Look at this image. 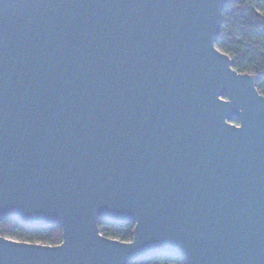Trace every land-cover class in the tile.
Listing matches in <instances>:
<instances>
[{"label":"water","instance_id":"water-1","mask_svg":"<svg viewBox=\"0 0 264 264\" xmlns=\"http://www.w3.org/2000/svg\"><path fill=\"white\" fill-rule=\"evenodd\" d=\"M231 1L0 0V219L61 233L0 235V264H264V95L216 47Z\"/></svg>","mask_w":264,"mask_h":264},{"label":"trees","instance_id":"trees-1","mask_svg":"<svg viewBox=\"0 0 264 264\" xmlns=\"http://www.w3.org/2000/svg\"><path fill=\"white\" fill-rule=\"evenodd\" d=\"M216 47L233 58V68L257 77V90L264 95V0H232L221 17ZM19 228L20 232L13 231ZM102 235L120 241H130L133 223L98 221ZM0 235H11L19 241L56 245L61 241L58 226L33 227L14 218L0 219ZM163 254L130 264H165ZM182 259L181 256H173ZM185 264V261L183 262Z\"/></svg>","mask_w":264,"mask_h":264},{"label":"rangeland","instance_id":"rangeland-1","mask_svg":"<svg viewBox=\"0 0 264 264\" xmlns=\"http://www.w3.org/2000/svg\"><path fill=\"white\" fill-rule=\"evenodd\" d=\"M13 231L20 232V229L15 228V229H13ZM6 237L11 238V239H16V237H13L11 235H8ZM170 256L171 255L163 254L161 261L164 262L165 264H183V262H184L183 258L182 259H176L175 257H170Z\"/></svg>","mask_w":264,"mask_h":264}]
</instances>
